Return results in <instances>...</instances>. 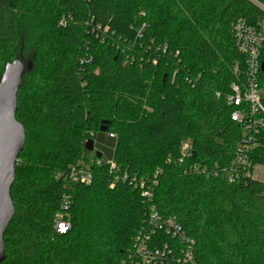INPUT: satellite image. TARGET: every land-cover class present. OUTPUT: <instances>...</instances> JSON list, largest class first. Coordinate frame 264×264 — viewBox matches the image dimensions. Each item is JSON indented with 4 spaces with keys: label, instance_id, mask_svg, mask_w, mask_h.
<instances>
[{
    "label": "trees",
    "instance_id": "trees-1",
    "mask_svg": "<svg viewBox=\"0 0 264 264\" xmlns=\"http://www.w3.org/2000/svg\"><path fill=\"white\" fill-rule=\"evenodd\" d=\"M256 3L0 0V80L24 64L26 135L0 264H131L151 208L176 219L195 264H264V182H230L242 131L226 102L246 72L233 25H256ZM251 159L264 164V134ZM78 164L91 184L64 180ZM148 245L177 256L187 244L156 232Z\"/></svg>",
    "mask_w": 264,
    "mask_h": 264
},
{
    "label": "built area",
    "instance_id": "built-area-1",
    "mask_svg": "<svg viewBox=\"0 0 264 264\" xmlns=\"http://www.w3.org/2000/svg\"><path fill=\"white\" fill-rule=\"evenodd\" d=\"M256 5L264 13V6L260 3ZM233 33L239 52L245 57L246 72L243 79L231 84V92L226 96L227 104L233 108L231 120L242 131V138L236 147L235 159L229 170V179L230 182L249 178L264 182V164H254L251 159L260 145V137L264 134V16L254 26L245 21H237L233 25ZM235 72H238L237 65ZM96 164L101 165L102 162L98 160ZM111 166L115 167L114 164ZM63 176L68 184L89 185L93 180L89 165L82 164L71 166ZM71 203V196L63 195L62 209L66 210ZM147 221V228H143L135 237V248L130 255L131 264H195L192 252L194 242L184 235L175 218H164L151 208ZM61 225L64 226L63 231ZM70 229L69 219L63 212L58 213L55 218L56 233L66 234ZM156 232H164L178 239L181 244H187L186 248L177 256L167 246L150 249L148 244Z\"/></svg>",
    "mask_w": 264,
    "mask_h": 264
},
{
    "label": "water",
    "instance_id": "water-1",
    "mask_svg": "<svg viewBox=\"0 0 264 264\" xmlns=\"http://www.w3.org/2000/svg\"><path fill=\"white\" fill-rule=\"evenodd\" d=\"M24 72V64L14 61L6 65L0 80V262L5 259L4 234L15 216L10 191L15 180L16 163L26 142L24 127L16 119L17 95ZM108 124L102 122V132L106 131ZM94 147L93 140L85 142L88 152H93Z\"/></svg>",
    "mask_w": 264,
    "mask_h": 264
},
{
    "label": "snow or ice",
    "instance_id": "snow-or-ice-1",
    "mask_svg": "<svg viewBox=\"0 0 264 264\" xmlns=\"http://www.w3.org/2000/svg\"><path fill=\"white\" fill-rule=\"evenodd\" d=\"M61 230H62V231L64 230V226H63V225H61Z\"/></svg>",
    "mask_w": 264,
    "mask_h": 264
}]
</instances>
